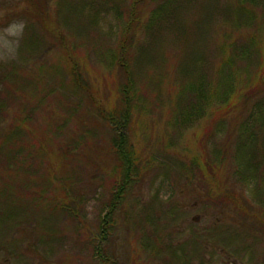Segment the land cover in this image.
Returning <instances> with one entry per match:
<instances>
[{
    "label": "trees",
    "instance_id": "trees-1",
    "mask_svg": "<svg viewBox=\"0 0 264 264\" xmlns=\"http://www.w3.org/2000/svg\"><path fill=\"white\" fill-rule=\"evenodd\" d=\"M51 2H6L9 21L14 17L25 22L26 42L23 57L0 64V169L27 179L17 199L11 179L0 191V264H19L61 228V221L75 226L84 222L89 199L83 184L91 187L99 175L89 152L96 136L90 117L108 128V153L121 172L111 210L98 225L100 241L108 243L114 227L111 215L140 173L139 154L129 137L134 114L142 107L139 81L159 89L165 82L175 91L172 117L181 125L210 121L213 129L228 124L227 133L221 131L223 145L204 163L198 158L194 163L200 173L205 175L204 167L208 170L213 184L220 168L232 163L242 185L259 187L257 200L264 208V0H111L118 29L105 60L116 75L117 98L109 109L62 31L58 14H66V3L60 0L54 19ZM43 35L49 36L48 42H35L34 37ZM56 54L63 58L53 59V74L60 84L69 78L73 100L64 105L59 92L44 91L28 107L21 104L29 89L17 79L24 75L26 62L36 55L52 59ZM216 133L212 131L213 138ZM83 159L89 172L77 165ZM213 190L210 202L215 206L241 211L242 203L251 207L237 191L224 195ZM36 233L33 242L25 243Z\"/></svg>",
    "mask_w": 264,
    "mask_h": 264
},
{
    "label": "rangeland",
    "instance_id": "rangeland-1",
    "mask_svg": "<svg viewBox=\"0 0 264 264\" xmlns=\"http://www.w3.org/2000/svg\"><path fill=\"white\" fill-rule=\"evenodd\" d=\"M7 1L19 0H0V64L19 58L26 42L25 22L14 17L9 21L11 12ZM61 1L66 3V14L62 12L58 18L69 46H73L78 58L86 64L90 82L105 106L112 108L117 98V79L105 58L113 45L118 22L110 7L111 0ZM59 2H51L54 19ZM48 38L43 35L34 40L48 42ZM62 58L59 54L52 59L36 55L26 62L24 75L17 79L25 82L29 89L21 104L28 107L44 91L59 92L64 105L67 99L73 100L69 78L64 77L60 84L56 73L53 74L54 60ZM165 85L164 82L160 89L152 88L139 81L140 91H143L142 107L134 114L129 137L139 154L140 173L130 182L111 215L114 227L109 231L108 243L100 241L98 225L111 210L110 202L121 172L113 155L108 153V128L104 122L90 117L88 120L96 136L94 150L89 152L96 167L99 166L96 172L99 175L91 187L83 184L89 199L84 222L75 226L61 221V228L54 229L51 238L38 243L35 252H28L19 264H110L111 261L115 264H264V208L257 200L261 198L257 194L259 187L255 183L242 185L233 175L235 167L230 162L220 168L214 184L206 173L208 170L204 167V175L194 163L195 158L204 163L206 157L214 155L216 147L223 145L222 132L227 133L228 124L219 123L213 129L210 121L181 125L172 117L170 99L175 91H169ZM86 110L91 112L89 108ZM46 120L43 115L41 121ZM213 130L217 132L215 138ZM81 156L85 159L84 152ZM83 160L77 165L81 164V172H89L90 165L87 159ZM10 179L15 184L17 199L20 184L27 178L10 176L1 168L0 191L5 188V180ZM213 189L215 194L224 195L228 190L237 191L247 198V205L251 207L242 203L241 211L231 205L215 206L210 202ZM37 234L25 239V243L33 242ZM195 240L199 243L193 242ZM104 259L110 260L103 263Z\"/></svg>",
    "mask_w": 264,
    "mask_h": 264
}]
</instances>
